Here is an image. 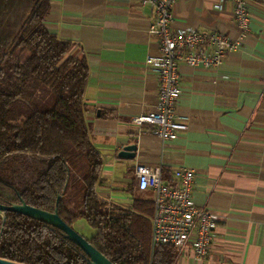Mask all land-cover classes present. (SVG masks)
Here are the masks:
<instances>
[{"label": "crops", "instance_id": "0c3cea01", "mask_svg": "<svg viewBox=\"0 0 264 264\" xmlns=\"http://www.w3.org/2000/svg\"><path fill=\"white\" fill-rule=\"evenodd\" d=\"M44 21L49 33L72 44L70 54L85 58L89 77L83 93L90 139L103 165L99 198L123 210L150 201L136 186L137 165L193 172L192 199L217 215L209 251L195 258L186 245L173 264H264V0L248 6L250 30L240 47L212 69L181 64L176 102L188 118L187 131L174 141L132 123L154 110L157 75L145 66L158 54V40L147 34L154 11L140 0H49ZM217 0H177L171 28L217 31L236 40L231 7ZM137 145L133 160L118 158L122 146ZM3 215L0 214L2 219ZM76 222L88 240L93 232Z\"/></svg>", "mask_w": 264, "mask_h": 264}, {"label": "trees", "instance_id": "16d2710c", "mask_svg": "<svg viewBox=\"0 0 264 264\" xmlns=\"http://www.w3.org/2000/svg\"><path fill=\"white\" fill-rule=\"evenodd\" d=\"M49 10V0H0V203L57 208L72 229L83 221L112 264H173L172 245L151 248L150 201L123 210L97 194L103 161L84 116L88 65L46 29ZM0 259L89 264L56 228L10 212L0 218Z\"/></svg>", "mask_w": 264, "mask_h": 264}, {"label": "built area", "instance_id": "2783aa9c", "mask_svg": "<svg viewBox=\"0 0 264 264\" xmlns=\"http://www.w3.org/2000/svg\"><path fill=\"white\" fill-rule=\"evenodd\" d=\"M177 0H140L154 11L155 18L147 34L158 40L155 56H146L144 64L158 79L157 102L153 111L132 119L139 128L157 137L161 142L174 141L187 131L188 118L176 111L181 90L178 69H212L219 66L227 54L240 47L250 30L248 6L263 0H217L216 10L228 3L235 25L239 30L236 40H230L217 31L199 33L192 29L171 28V11ZM136 189L150 192L153 212L150 245H172L177 252L191 246L197 259L205 257L217 225V215L198 207L192 199L194 174L188 169L173 172L171 183L162 178L160 167L137 165L134 168ZM3 218V217H2Z\"/></svg>", "mask_w": 264, "mask_h": 264}, {"label": "water", "instance_id": "95a60500", "mask_svg": "<svg viewBox=\"0 0 264 264\" xmlns=\"http://www.w3.org/2000/svg\"><path fill=\"white\" fill-rule=\"evenodd\" d=\"M137 145L128 144L122 146L121 150L117 153L118 158L126 160H133L136 157ZM57 204V203H56ZM15 213L23 215L34 220H37L43 224L56 228L60 231L62 236L77 246L84 256L86 257L89 264H112L105 256L97 251L87 240L80 236L75 230L66 225L58 216L57 208L52 213L45 212L30 206H27L23 201L9 205H3L0 203V213ZM0 264H17L0 259Z\"/></svg>", "mask_w": 264, "mask_h": 264}, {"label": "rangeland", "instance_id": "374dc122", "mask_svg": "<svg viewBox=\"0 0 264 264\" xmlns=\"http://www.w3.org/2000/svg\"><path fill=\"white\" fill-rule=\"evenodd\" d=\"M47 100V107L48 106H50L51 105V100L49 99L48 100V98L46 99ZM147 198H150V200H151V194H147V195H145ZM1 214V213H0ZM3 215V214H2ZM79 223H83L84 224V222L83 221H79ZM85 227H86V225H84Z\"/></svg>", "mask_w": 264, "mask_h": 264}]
</instances>
